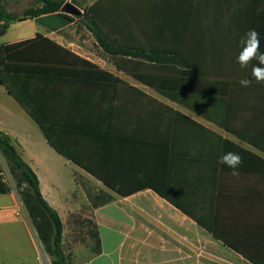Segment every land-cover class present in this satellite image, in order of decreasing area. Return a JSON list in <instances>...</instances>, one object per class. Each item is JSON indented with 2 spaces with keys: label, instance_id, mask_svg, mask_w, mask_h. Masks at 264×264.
Masks as SVG:
<instances>
[{
  "label": "crops",
  "instance_id": "1",
  "mask_svg": "<svg viewBox=\"0 0 264 264\" xmlns=\"http://www.w3.org/2000/svg\"><path fill=\"white\" fill-rule=\"evenodd\" d=\"M76 1L82 16L71 23L17 14L0 38L15 44L40 34L85 61L44 54L52 61L42 74L25 75L31 100L72 159L2 85L0 132L36 173L65 245L70 216L91 213L102 251L77 245V264L264 263V83L242 87L251 65L241 69L236 59L249 29L264 52V0ZM89 11L109 41L149 61L107 53L87 27ZM136 69H149L153 85L126 72ZM229 151L243 159L239 176L219 163ZM154 188L209 217L228 245ZM86 190L113 201L93 209ZM0 264H51L15 188L0 194Z\"/></svg>",
  "mask_w": 264,
  "mask_h": 264
},
{
  "label": "trees",
  "instance_id": "2",
  "mask_svg": "<svg viewBox=\"0 0 264 264\" xmlns=\"http://www.w3.org/2000/svg\"><path fill=\"white\" fill-rule=\"evenodd\" d=\"M3 1L5 0H0V38L7 33L10 25L19 17L16 13L8 12L1 4ZM40 2L42 3L41 7L26 9L22 16L45 24L48 23V19L44 18L50 17L54 20H60V25L71 23L74 19L73 16L67 15L61 11L64 4L67 3V0H40ZM72 3L79 5L76 0H72ZM91 13V11L83 13L88 21V23H86L87 27L107 53L113 57H132L138 59V62L140 61L139 59L149 61V54L134 51L121 45H115L114 42L109 41L102 28L91 17ZM36 49H42L44 53L36 55ZM44 54H67L75 59L85 62L71 54L62 46L40 34L31 40L15 44H0V85L4 86L9 94L13 96L42 127L50 144L57 150V152L72 159L62 145L54 138L50 128L40 114L36 102L31 100L29 90L26 87L25 75L40 76L43 72L41 65L52 61L49 60L47 56H44ZM126 72L134 79L146 85H149V83L153 85L152 82H149V69L127 70ZM107 75L113 77L109 74ZM160 91L165 95L174 98V95L168 90ZM0 155L6 163L12 179V182L6 181L0 169V194H7L13 188L16 189L43 249L50 257L51 264H77L75 256L68 254L65 251V246L67 245L64 243V224L59 213L51 207L43 197L39 179L34 170L23 159L11 138L2 132H0ZM107 187L109 186L107 185ZM154 190L159 196L174 204L199 225L207 229L215 238L221 239L226 245H228L226 240L220 237L218 230L214 226V222L209 217L197 213L196 208L176 200L168 190L162 191L156 188H154ZM119 193L124 192L120 191ZM86 194L90 202V207L93 209L113 201V197L104 191L92 192L86 190ZM78 216L77 214L70 216L71 219L69 225L72 229V241L70 240L71 243L69 245L75 244L79 241L87 242L91 244L93 253L96 255L100 254L102 248L97 225L91 220H88V223H86L85 219L80 220ZM83 226L86 227L83 228ZM254 263L264 264L257 261Z\"/></svg>",
  "mask_w": 264,
  "mask_h": 264
},
{
  "label": "clouds",
  "instance_id": "3",
  "mask_svg": "<svg viewBox=\"0 0 264 264\" xmlns=\"http://www.w3.org/2000/svg\"><path fill=\"white\" fill-rule=\"evenodd\" d=\"M240 51L237 55V63L241 69H247L251 65L249 78H242L239 83L242 87H250L253 80L256 83H264V52L261 51L260 34L255 29H249L239 41ZM256 61L255 64L252 62ZM219 163L232 169L231 175L239 176V167L243 159L239 153H224Z\"/></svg>",
  "mask_w": 264,
  "mask_h": 264
},
{
  "label": "rangeland",
  "instance_id": "4",
  "mask_svg": "<svg viewBox=\"0 0 264 264\" xmlns=\"http://www.w3.org/2000/svg\"><path fill=\"white\" fill-rule=\"evenodd\" d=\"M40 0H8L7 1V8L11 11V12H15L16 14H18L19 16H22L23 11L31 6H33L35 3H38ZM14 31V29H12V32ZM11 36V34L8 35L7 39H9ZM0 169L2 171V175L4 177V179L8 182H12L11 176L9 174V171L7 169L6 163L3 160V158L0 155ZM97 192V191H95ZM80 215V216H78ZM77 216L79 217L80 220L85 219V222L88 223V220H92V216L91 213H89L88 211H86V209L84 208L83 210V214H77ZM71 217L69 218L70 221ZM86 225V224H85ZM86 226H83V228H85ZM79 244H88L87 242H82L79 241L76 244L73 245H67L65 246V251L68 254H72L74 255L75 250L80 249ZM90 247L88 246H83L81 249H89ZM92 249V247H91ZM46 253V252H45ZM75 256V255H74ZM49 257V256H48ZM50 258V257H49ZM77 261V260H76Z\"/></svg>",
  "mask_w": 264,
  "mask_h": 264
},
{
  "label": "water",
  "instance_id": "5",
  "mask_svg": "<svg viewBox=\"0 0 264 264\" xmlns=\"http://www.w3.org/2000/svg\"><path fill=\"white\" fill-rule=\"evenodd\" d=\"M61 10L62 12L71 16L79 17L82 14V11L71 2L65 3Z\"/></svg>",
  "mask_w": 264,
  "mask_h": 264
},
{
  "label": "built area",
  "instance_id": "6",
  "mask_svg": "<svg viewBox=\"0 0 264 264\" xmlns=\"http://www.w3.org/2000/svg\"><path fill=\"white\" fill-rule=\"evenodd\" d=\"M205 250V245H201V251H204Z\"/></svg>",
  "mask_w": 264,
  "mask_h": 264
}]
</instances>
